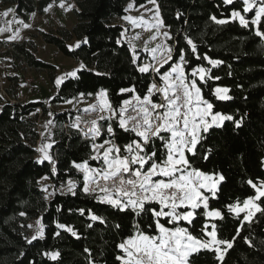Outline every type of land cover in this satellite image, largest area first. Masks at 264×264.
<instances>
[{"label": "trees", "instance_id": "1", "mask_svg": "<svg viewBox=\"0 0 264 264\" xmlns=\"http://www.w3.org/2000/svg\"><path fill=\"white\" fill-rule=\"evenodd\" d=\"M129 1H133L136 8L150 2L76 0L75 24L70 32L62 29L57 36L39 34L42 43L53 46L78 69L81 64L85 66L75 77H67L54 87L55 93L48 103H68L79 96L87 101L104 90L112 110L118 114L123 101L137 96L142 100L149 95L153 84L163 86L160 75L180 61L183 50L188 80L197 82L203 97L213 104V111L240 121L239 127L233 121H225L222 127L211 128L203 134L196 156L188 154L194 167L224 177L214 197L206 193L210 208L220 210L224 218L209 223L217 224L219 238L232 242L222 260L217 259V253L205 250L192 258L193 264H264V211H256L245 221L244 214L237 216L228 208L255 195L249 180L256 184L264 181V38L255 35L261 26L250 24L245 28L231 16L233 11H241L250 21L255 10L243 13L242 0H233L232 4H225L224 0H155L162 26L170 37L166 42L172 49V59L159 67L160 74L150 70L141 73L138 67L143 64L144 53L132 52L121 39L123 29L114 24V19L125 16ZM49 4V0H0V6H14L15 17L25 23L32 15L41 16ZM212 17L227 22L218 24ZM188 39L196 46L195 52L187 43ZM71 40L78 42L79 47L70 50L67 43ZM2 47L0 62L25 65L37 73L46 72L53 83L55 67L36 58L32 40L2 44ZM205 56L221 63L213 67ZM201 66L210 69L204 81L191 76L192 70ZM8 83L9 87L4 90L13 103L0 95V264H120L116 257L122 253L117 245L134 234V224L139 223L145 231L154 233V225L149 228L150 214L135 217L130 211L121 212L100 202L98 197L102 194L89 196L84 192L83 175L74 163L86 161L92 169L102 168L103 163L92 159L94 151L90 140H83L77 131L63 128L80 110L49 115L51 161L37 159L34 146L38 140L37 111L40 109L45 115L49 109L42 103L17 101L18 78L9 76ZM216 87L227 88L231 99H217ZM122 89L132 91L122 92ZM151 99L158 103L156 94H151ZM97 123L101 128L97 138L99 145L113 140L123 148L131 140H139L134 133L119 127L118 115ZM110 124L114 137L107 133ZM154 144L157 149L161 148L159 139ZM148 150L151 151V147ZM205 155L208 159H204ZM42 179L50 182L51 193L47 199L39 185ZM69 181L74 183L73 192L61 193ZM257 203L264 209V202ZM198 212L201 214L196 219L195 232L202 235L203 208ZM91 214L104 222L93 221ZM34 221H40L43 235L32 240L33 236L26 230ZM57 224L70 226L77 235L58 228ZM47 252L60 255L51 260L45 255Z\"/></svg>", "mask_w": 264, "mask_h": 264}, {"label": "snow or ice", "instance_id": "2", "mask_svg": "<svg viewBox=\"0 0 264 264\" xmlns=\"http://www.w3.org/2000/svg\"><path fill=\"white\" fill-rule=\"evenodd\" d=\"M150 2L154 3L155 0ZM224 3L232 4L233 0H224ZM242 3V12L249 13L255 10L254 17L249 21L241 11H233L232 18L238 19L240 25L245 28L250 24L264 27V0H242ZM60 6L64 7L63 2ZM124 19L134 25L138 23L133 17H124ZM155 19L156 23L152 27L159 29L163 21L159 19L158 11ZM212 19L218 24L227 22L216 20L215 17ZM140 22L143 23L142 20ZM24 27L28 25L24 24ZM261 27L256 29L255 35L264 38V30H261ZM4 30L0 29V31ZM163 35L170 38L167 32ZM84 42L87 43V40ZM187 43L195 52L196 46L192 40L188 39ZM76 47H79V43ZM152 51L155 53L158 48ZM166 51L168 55L165 63L172 59L171 47L166 48ZM204 59L213 67L221 63L207 56ZM179 60L180 63L173 64L170 71L160 75L163 87L153 84L149 89V95H145L142 100L138 96L135 98L136 105H130L128 100L123 101L125 107H121L118 114L112 110L107 100V92L101 90L97 94L101 110L110 111L111 116L118 115L119 127L125 132L134 133L139 140L133 139L123 148L113 140H105L104 144L100 145L93 144L96 155L92 159L102 160L103 167L100 169L90 168L86 161L74 163V166L84 173L85 193L95 192L96 188H99L103 193L98 197L100 202L121 212L130 211L135 217L150 214L149 228L154 225V233L145 231L139 223L134 224V234L117 245L122 253L116 257L120 264H193L192 258L205 250L217 253V259L222 260L224 252L232 247L230 240L219 238L217 224L209 223L224 217L220 210L210 208L209 196L205 194L211 193L214 197L224 177L194 167L191 157L196 156L197 146L204 138V133L209 132L213 127H222L225 121H233L239 127L240 121H235L231 115L213 111V104L203 97L197 82L195 80L189 82L185 74L186 57L183 50L180 51ZM135 62L134 56L133 63ZM84 67L83 64L80 65V69ZM80 69L66 73L65 76L75 77ZM150 69L160 74L159 68H154L151 64L138 67L141 73ZM209 72L210 69L201 66L194 68L191 76H198L199 80L204 81ZM63 79L64 77H58L56 84L60 85ZM153 90L162 94L161 103L152 101ZM121 91H132V89ZM228 92L227 88H216L214 95L217 99L229 100L231 97ZM129 106L131 111L136 113L135 115L129 113ZM90 107L94 109L95 106ZM100 119L105 117L102 116ZM107 133L111 137L115 136L111 124L107 128ZM89 134L92 137L100 136L101 128L96 120L91 121V127L85 133V135ZM156 139L161 141L160 149L155 147ZM49 147L51 145L38 149L43 154V160L51 161V156L46 151ZM150 147L151 151L148 150ZM204 159H208V156L205 155ZM248 183L255 190V195L244 199L242 203L228 205L229 211L235 215L244 213L245 221L251 219L254 211H264L261 204L257 203L264 202V181L256 184L249 180ZM73 187V182L69 181L68 190L72 191ZM201 208L205 218V223L200 227L202 235L195 232L196 219L201 214L198 209ZM90 218L93 221L104 222L95 214H91ZM57 227L65 229L73 236L77 235L70 226L57 224ZM116 227L119 228L120 225ZM42 235L43 226L37 221L36 234L32 240ZM45 255L51 260H56L60 254L47 252Z\"/></svg>", "mask_w": 264, "mask_h": 264}, {"label": "rangeland", "instance_id": "3", "mask_svg": "<svg viewBox=\"0 0 264 264\" xmlns=\"http://www.w3.org/2000/svg\"><path fill=\"white\" fill-rule=\"evenodd\" d=\"M61 2H63L64 7L60 6ZM49 3V6L41 16L32 15L27 23L15 17L14 6H0V29H5L4 31H0V51H3L2 44H10L14 42L21 43L32 40L33 45L35 46L34 53L36 55V58L55 67L54 73L56 74V77L54 78L52 83L46 72L37 73L31 69L26 68L25 65L15 64L16 66H14L10 63H4L2 61L0 62V79L2 80V84L0 82V95H3L6 100L9 99V97H6L2 93L1 89L2 87L3 89H7L9 87L8 78L9 76L14 75L18 78V84L15 87L17 101L28 104L42 103L49 109V113L41 115L40 119L41 141L39 145L41 148L45 145H51L49 142V137L51 134L49 130L50 114L53 115L61 111L80 110V112L82 113L89 112L90 114H93L97 122L99 120H102L100 119V117L102 116L107 120L114 118V116H111L110 111L101 110L100 101L97 99V96L92 101H86L82 99L81 96H79L78 98L73 99V101H69L68 103H61L59 105H52L51 103H48L49 98L55 93L54 87H58V85L56 84L57 78L64 77L65 79L67 77H70H66L65 74L79 68L70 60L64 58L61 54H59V52L53 46L42 43L39 38V34L42 32L52 33L56 36L58 35L59 30L62 29H66L70 32L71 28L75 24L74 10L77 9V2L76 0H49ZM129 5H131V7H129ZM157 11L159 12L156 2H149L146 5H142L141 7L136 8L133 1H129L126 5L125 16L114 19V24L119 25L123 29L121 39L129 45L130 50L134 52V49L135 51L144 53L145 58L143 59L142 66L151 64L154 68H159L161 67V65L163 66L166 64L164 62L165 58L168 55L166 48L169 47L168 43L166 42L168 37H165L163 35L164 32H167L166 29L163 28V26L159 27V29L152 27V25L156 23L155 18ZM5 13H7V15H4ZM124 17L136 18L138 23L134 25L133 23H131V21L124 19ZM159 19L161 20L160 14ZM141 20L143 21V23L140 22ZM20 21H22L23 23H20ZM24 24H27L28 27H24ZM77 44L78 42H76L75 40H71V42L67 43L70 50L73 48H77ZM157 48L158 51L153 53L152 49ZM170 60H168L167 63ZM177 63H180V61ZM170 69L168 71H170ZM150 71L153 70L150 69ZM196 78L199 79L198 76ZM24 80L32 81V90L30 91V93L27 91V89L24 88ZM192 80H189V82H191ZM154 92L156 91L153 90V93ZM136 104V99H132L130 101V105ZM90 106L95 107L93 109ZM122 107L125 106L122 105ZM129 113L132 115L136 114L135 112L131 111L130 106ZM97 125L100 127L98 123ZM50 148L51 147L46 149L47 153H49ZM95 155L96 152L94 151L93 156ZM77 170L82 173L84 178V173L79 169ZM39 185L43 190L44 197L47 199L51 193L49 180L42 179L40 180ZM68 185L69 182L66 183L64 187H62V190L60 192L72 193L74 187L72 191H69ZM209 194L211 195V193ZM255 212L256 211H254V213ZM36 230L37 221H34L28 225L26 231L30 236H34V234H36Z\"/></svg>", "mask_w": 264, "mask_h": 264}, {"label": "built area", "instance_id": "4", "mask_svg": "<svg viewBox=\"0 0 264 264\" xmlns=\"http://www.w3.org/2000/svg\"><path fill=\"white\" fill-rule=\"evenodd\" d=\"M0 82L2 84L1 79H0ZM157 87H163V86L158 85ZM24 88L27 89V91L30 93V91L32 90V81L31 80L30 81L24 80ZM1 90H2V93L7 97L6 92L3 89V87ZM152 94L157 95V99H159L158 103L162 102V94L161 93L154 92ZM7 100L9 101L10 104L13 103V101H11L10 99H7ZM37 112H38V114H37L38 120L36 121V132L38 133V140H36L34 146H35V151H36V158L39 160H43L42 159L43 154L40 151H38V149L41 148L39 144L41 141V139H40V129H41L40 119H41L42 114H41L40 109ZM93 120H96L95 117L93 116V114H90L89 112L88 113L80 112L78 115H75L74 118L70 120L69 125L68 124L63 125V128L65 131H67L69 128L72 131H77L83 140H86V141L90 140L92 142V144H97V138L98 137H92L91 134L85 135V133H87L88 129L91 127V121H93ZM39 124H40V126H39ZM97 145H99V144H97ZM94 186L95 185H93V187ZM83 187H84V180H83ZM86 194H88L89 196L93 195V194H102L103 195V193L100 192L99 188H96L95 192H90V193H86Z\"/></svg>", "mask_w": 264, "mask_h": 264}, {"label": "crops", "instance_id": "5", "mask_svg": "<svg viewBox=\"0 0 264 264\" xmlns=\"http://www.w3.org/2000/svg\"><path fill=\"white\" fill-rule=\"evenodd\" d=\"M72 63H74L73 61H72ZM75 64V63H74ZM76 65V64H75ZM14 76V75H13ZM94 99V98H93ZM93 99H91L90 101H92Z\"/></svg>", "mask_w": 264, "mask_h": 264}]
</instances>
